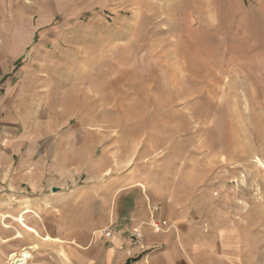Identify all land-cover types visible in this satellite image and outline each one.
<instances>
[{"label": "rangeland", "instance_id": "obj_1", "mask_svg": "<svg viewBox=\"0 0 264 264\" xmlns=\"http://www.w3.org/2000/svg\"><path fill=\"white\" fill-rule=\"evenodd\" d=\"M0 111L49 168L0 196V264H76L109 180L187 212L216 263L264 264V0H0Z\"/></svg>", "mask_w": 264, "mask_h": 264}, {"label": "crops", "instance_id": "obj_2", "mask_svg": "<svg viewBox=\"0 0 264 264\" xmlns=\"http://www.w3.org/2000/svg\"><path fill=\"white\" fill-rule=\"evenodd\" d=\"M5 129L0 125V184L6 182L8 187L0 188V196L17 195L25 192V189L47 190L44 186L45 173L49 169L47 159H41V168L40 163L29 164L24 161L23 154H18L21 150H26L29 141L18 145L16 141L3 140L2 132ZM14 130L17 133L16 129ZM52 146L57 149L62 147L60 142ZM33 147L45 148V144L39 146L35 143ZM19 157L22 159L18 162ZM57 164L59 170L76 174V160L58 158ZM82 168L80 165V173ZM102 172L99 170V173ZM35 174L39 175V178H34ZM18 181L26 185L25 189L17 186ZM108 182L109 189L103 193L110 194L105 197L106 205L86 210L85 217L93 215L94 218L92 221L83 222L84 230L81 233L77 234L76 231V264H218L214 259L215 251L210 248V238L202 234L188 219L187 212L174 215L170 210L177 207L171 203L164 204L160 210L157 204L156 208L150 207L152 202L146 192L129 193L134 190L133 186L140 184L138 182L136 185L131 184V187L129 184L118 187L117 182L113 180ZM91 194L102 195L95 192ZM161 221L166 222V226L158 228L157 223L160 224ZM81 227L76 219V228ZM107 227L109 232L102 233ZM138 230L140 236L131 238L130 233ZM8 238L12 239L13 236ZM221 243L224 245L226 241Z\"/></svg>", "mask_w": 264, "mask_h": 264}, {"label": "bare ground", "instance_id": "obj_3", "mask_svg": "<svg viewBox=\"0 0 264 264\" xmlns=\"http://www.w3.org/2000/svg\"><path fill=\"white\" fill-rule=\"evenodd\" d=\"M256 159H258V161H259V163H260V166H261L262 168H264V163L262 162V160L259 159L258 157H257ZM261 171L264 172L263 169H262ZM26 212H28V209L24 210V211L22 212V214L19 215V216L16 218V220H17V221H21V220H22V215H23L24 213H26ZM5 225H6V224H5ZM46 237H47L48 239H51V237L48 236V235H47ZM52 239H53V238H52ZM54 239H57V238H54ZM11 256H12V257H17V254L12 253ZM23 256L27 257V254H26V253H23ZM22 259H23V258L17 257V258L14 259V261H18V260H22Z\"/></svg>", "mask_w": 264, "mask_h": 264}, {"label": "built area", "instance_id": "obj_4", "mask_svg": "<svg viewBox=\"0 0 264 264\" xmlns=\"http://www.w3.org/2000/svg\"><path fill=\"white\" fill-rule=\"evenodd\" d=\"M108 230H109V227H107V229H104L102 232H103V233H108ZM139 236H140V231H139V230H138V231H133V232L130 233V237H131V238L136 239V238H138Z\"/></svg>", "mask_w": 264, "mask_h": 264}, {"label": "water", "instance_id": "obj_5", "mask_svg": "<svg viewBox=\"0 0 264 264\" xmlns=\"http://www.w3.org/2000/svg\"><path fill=\"white\" fill-rule=\"evenodd\" d=\"M51 189L54 192V191H58L59 188L58 187H52Z\"/></svg>", "mask_w": 264, "mask_h": 264}]
</instances>
